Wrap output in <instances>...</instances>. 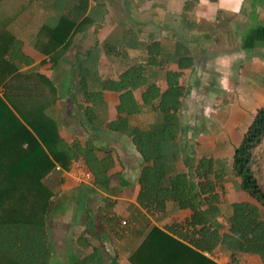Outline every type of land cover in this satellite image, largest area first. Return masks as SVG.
<instances>
[{"label":"crops","instance_id":"crops-1","mask_svg":"<svg viewBox=\"0 0 264 264\" xmlns=\"http://www.w3.org/2000/svg\"><path fill=\"white\" fill-rule=\"evenodd\" d=\"M26 1L6 26L32 60L20 71H37L50 79L58 98L45 114L57 125L60 138L92 147L107 168L102 186L93 178L87 186L76 185L59 167L47 175L49 185L52 180L70 188L47 221L54 263L70 264L95 250L102 264H129L128 257L150 227L164 230L192 215L189 210L172 211L171 205L151 213L137 204L142 159L127 136L107 128L118 118L138 130L158 120L143 104L146 86L133 92L137 111L128 117L116 110L118 94L101 89L102 81L117 79L129 67L146 62L147 48L155 43L161 51L158 64L146 69L148 84L163 92L166 72L180 74V158L170 170L191 172L204 158L214 161L212 178L221 212L215 221L222 230L233 203H250L263 211L251 197L240 194L230 172L232 159L228 167L223 158L230 153L227 142L233 138L238 146L256 110L264 109V35L252 47H243L248 35L264 34V0H86L80 15L74 12L81 0ZM69 15L77 18L71 19L75 28L67 44L56 47L52 58L39 52L42 28L54 27ZM184 56L192 59L188 69L176 63ZM82 89L101 91V99L84 101ZM84 108H90V119ZM196 182L191 180L194 188ZM64 200L73 202L72 210H63ZM54 219L59 220L56 236L48 224ZM211 256L217 264H232L221 247ZM235 264L262 262L257 255L240 253Z\"/></svg>","mask_w":264,"mask_h":264},{"label":"trees","instance_id":"trees-1","mask_svg":"<svg viewBox=\"0 0 264 264\" xmlns=\"http://www.w3.org/2000/svg\"><path fill=\"white\" fill-rule=\"evenodd\" d=\"M27 4L23 0H0V264H56L47 229L54 207V191L47 175L56 167L66 172L71 162L80 159L91 172L93 183L102 186L107 182V168L92 147L60 138L57 125L45 114L58 98L50 79L37 71H20L32 60L22 53L19 41L6 26ZM86 5V0H81L73 14H82ZM75 17L62 16L54 27L42 28L39 52L52 58L56 47L65 46L75 28L71 20ZM263 35H248L243 47H252ZM160 51L156 43L148 46L146 62L129 67L117 79L101 82L102 90L118 94L116 110L127 117L137 111L133 92L146 86L143 104L157 113L158 120L138 130L127 119L118 118L107 128L127 136L142 159L137 204L151 213L163 212L171 205L172 211L189 210L192 215L168 224L164 230L150 227L127 260L129 264H217L204 253L221 247L229 252L232 264L240 253L257 255L264 264V109L256 110L235 148L230 171L234 186L263 211L250 203H233L222 230L215 221L221 212L212 178L214 161L204 158L191 172L170 170L180 158V74L166 72L163 92L148 84L146 69L158 64ZM176 63L180 69H188L192 59L184 56ZM80 91L84 101L101 99V91ZM84 113L89 118L90 108H84ZM192 179L197 181L195 188ZM70 264L102 263L93 250Z\"/></svg>","mask_w":264,"mask_h":264},{"label":"rangeland","instance_id":"rangeland-1","mask_svg":"<svg viewBox=\"0 0 264 264\" xmlns=\"http://www.w3.org/2000/svg\"><path fill=\"white\" fill-rule=\"evenodd\" d=\"M181 92V91H180ZM229 131H231V130H229ZM236 146H237V144L233 141V138H232V140L231 141H228L227 142V151H230V153L229 154H227V156H225L224 158H223V160H224V163L229 167V165H230V163H231V159H232V153H233V151L235 150V148H236ZM50 181V187H51V189L54 191V197H53V201H54V205H56L57 204V202H61V200H63V198L61 197L62 195H65L66 193L67 194H69L70 193V188L69 189H66V187L64 188V187H59V185H57V183H56V185H54L55 183L52 181V180H49ZM240 192V194L242 193V194H244L248 199L250 198L245 192H243V191H239ZM71 196V195H70ZM70 198H72V197H70ZM70 198H68V199H70ZM251 199V198H250ZM254 201V200H253ZM62 204H63V210L64 211H70V210H72V207H73V202L72 201H69V200H64L63 202H62ZM65 208V209H64ZM59 220H57V219H54V220H52V221H50L48 224H49V226H50V228H52V234L54 235V236H56V234H57V229L55 230V228L54 227H57V222H58ZM53 236V237H54ZM67 253H68V251H67Z\"/></svg>","mask_w":264,"mask_h":264},{"label":"built area","instance_id":"built-area-1","mask_svg":"<svg viewBox=\"0 0 264 264\" xmlns=\"http://www.w3.org/2000/svg\"><path fill=\"white\" fill-rule=\"evenodd\" d=\"M66 175L76 185L87 186L92 180L91 172L80 159L74 160L71 163L68 171H66ZM205 255L207 258L213 259L211 254L205 253Z\"/></svg>","mask_w":264,"mask_h":264}]
</instances>
